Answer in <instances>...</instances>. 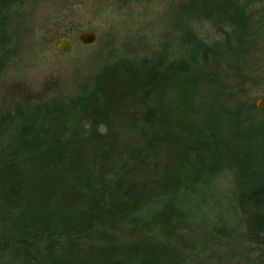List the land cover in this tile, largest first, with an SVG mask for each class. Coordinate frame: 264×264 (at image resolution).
Wrapping results in <instances>:
<instances>
[{
	"label": "trees",
	"instance_id": "1",
	"mask_svg": "<svg viewBox=\"0 0 264 264\" xmlns=\"http://www.w3.org/2000/svg\"><path fill=\"white\" fill-rule=\"evenodd\" d=\"M25 1L0 0V81ZM189 1L181 36L155 52H115L70 92L0 108V264H194L238 230L242 264H264V155L197 119L202 71L230 107L264 112L244 89L250 28L228 13L239 0Z\"/></svg>",
	"mask_w": 264,
	"mask_h": 264
},
{
	"label": "rangeland",
	"instance_id": "2",
	"mask_svg": "<svg viewBox=\"0 0 264 264\" xmlns=\"http://www.w3.org/2000/svg\"><path fill=\"white\" fill-rule=\"evenodd\" d=\"M189 3V0H26L8 22L18 44L16 57L0 81V108L12 110L17 104L30 108L70 92L115 52L127 56L155 52L162 43L181 36L182 13ZM261 7V0H239L228 11L232 17L241 13L246 28L247 25L250 28L247 35L244 29L242 39L247 43L252 37L249 41L252 46L244 44L242 57L253 60L251 69L258 65L252 71L257 77L247 79L244 88L248 102L254 103L264 98ZM82 33H93V42L81 43L78 37ZM63 39L70 43L65 51L59 49ZM240 63L242 66L243 62ZM204 72L199 74L197 119L210 125L226 146L248 149L260 159L264 155V148L260 149L264 143V112H254L251 104L240 111L233 105L230 107L225 89L223 95H217L209 78L202 75ZM233 116L236 121L231 119ZM235 130L240 134L237 143L231 140L230 131ZM189 233L195 238L205 234L206 224L190 227ZM247 253L242 230H238L202 256L194 255L193 262L242 264Z\"/></svg>",
	"mask_w": 264,
	"mask_h": 264
},
{
	"label": "water",
	"instance_id": "3",
	"mask_svg": "<svg viewBox=\"0 0 264 264\" xmlns=\"http://www.w3.org/2000/svg\"><path fill=\"white\" fill-rule=\"evenodd\" d=\"M95 36L93 33H82L79 35L78 39L80 40L81 43L83 44H90L93 42ZM70 46L69 40L63 39L61 43L59 44V49L62 51H65L68 49ZM256 106L260 109L264 108V98L260 99L257 103Z\"/></svg>",
	"mask_w": 264,
	"mask_h": 264
},
{
	"label": "flooded vegetation",
	"instance_id": "4",
	"mask_svg": "<svg viewBox=\"0 0 264 264\" xmlns=\"http://www.w3.org/2000/svg\"><path fill=\"white\" fill-rule=\"evenodd\" d=\"M255 106H256V103H255ZM256 108H258L257 106H256ZM259 110H264V108L263 109H260V108H258Z\"/></svg>",
	"mask_w": 264,
	"mask_h": 264
}]
</instances>
